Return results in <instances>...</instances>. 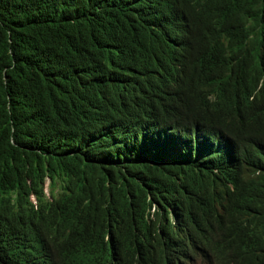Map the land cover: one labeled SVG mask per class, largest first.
Here are the masks:
<instances>
[{"label": "trees", "instance_id": "obj_1", "mask_svg": "<svg viewBox=\"0 0 264 264\" xmlns=\"http://www.w3.org/2000/svg\"><path fill=\"white\" fill-rule=\"evenodd\" d=\"M0 264H264V0H0Z\"/></svg>", "mask_w": 264, "mask_h": 264}, {"label": "clouds", "instance_id": "obj_2", "mask_svg": "<svg viewBox=\"0 0 264 264\" xmlns=\"http://www.w3.org/2000/svg\"><path fill=\"white\" fill-rule=\"evenodd\" d=\"M165 135H166V134H165ZM170 137H172V136H170ZM205 139L210 140L211 142L216 143L217 146L219 147V149H220L224 154H226V156H227L228 158H231V159L233 158V156H234V154H235L233 148H228L227 151H224V149L222 148L220 142H219L217 139L212 138V136H210V135H204L203 138H201V140L204 141ZM184 140L187 141V139H184Z\"/></svg>", "mask_w": 264, "mask_h": 264}, {"label": "rangeland", "instance_id": "obj_3", "mask_svg": "<svg viewBox=\"0 0 264 264\" xmlns=\"http://www.w3.org/2000/svg\"><path fill=\"white\" fill-rule=\"evenodd\" d=\"M45 191L47 192L48 190H47V183H45ZM48 193V192H47ZM46 193V194H47Z\"/></svg>", "mask_w": 264, "mask_h": 264}]
</instances>
